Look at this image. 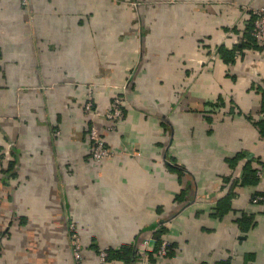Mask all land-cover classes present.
Listing matches in <instances>:
<instances>
[{"label": "crops", "instance_id": "1", "mask_svg": "<svg viewBox=\"0 0 264 264\" xmlns=\"http://www.w3.org/2000/svg\"><path fill=\"white\" fill-rule=\"evenodd\" d=\"M21 1L0 0V264H122L97 252L160 230L149 264H264V0Z\"/></svg>", "mask_w": 264, "mask_h": 264}, {"label": "built area", "instance_id": "2", "mask_svg": "<svg viewBox=\"0 0 264 264\" xmlns=\"http://www.w3.org/2000/svg\"><path fill=\"white\" fill-rule=\"evenodd\" d=\"M26 2L27 0H22L21 1L22 6H25ZM252 15H253V31L251 33V36L253 37L257 45L264 49V9L263 8L254 9L252 11ZM119 94L120 92L116 93V95L114 96L110 110L103 113V117L106 120H109L113 123L117 122L121 118L123 112V101L119 97ZM84 110L88 114L91 113L97 114L93 108L90 94L87 101L85 102ZM109 129H111V127H109ZM88 141L91 145V158L95 163L103 162L112 155L111 152L105 146V142L101 138L97 127L94 125L88 127ZM256 176L258 179H260L263 182V191L261 195L254 196L252 202L264 203V168L257 171ZM68 237H69L72 256L73 258L79 261L82 258V254H81L82 242L78 228L73 223H71L68 227ZM152 249L153 247L150 243V239L143 240L142 248L139 249L141 264H149L147 257H148V253L152 251ZM166 252H167V242L166 240L162 239L157 249V255L160 257H164L166 255ZM106 257H107V249L99 251L98 258L100 262L104 263L106 261Z\"/></svg>", "mask_w": 264, "mask_h": 264}, {"label": "trees", "instance_id": "3", "mask_svg": "<svg viewBox=\"0 0 264 264\" xmlns=\"http://www.w3.org/2000/svg\"><path fill=\"white\" fill-rule=\"evenodd\" d=\"M252 31L250 32L249 38H251V40H254L253 37L251 36ZM261 194H262V192L258 195H261ZM163 233H164V231L160 230L159 232H156L153 235V237L155 239V244H154L152 251H150L148 253V257H147V260L150 263L153 262L152 258L154 256H158L157 255V249H158V247L162 241ZM171 246H172L171 244H167V252H166L165 256H168V254L170 253ZM97 253H99V252H97ZM139 259H140V257H137V255L134 254V250L130 246L122 245L117 249H114V248L107 249V257H106L105 262L111 263L113 261H116V262H121L122 264H134Z\"/></svg>", "mask_w": 264, "mask_h": 264}]
</instances>
